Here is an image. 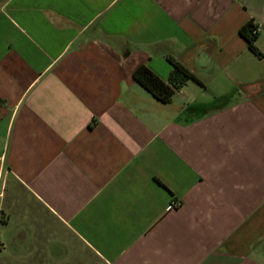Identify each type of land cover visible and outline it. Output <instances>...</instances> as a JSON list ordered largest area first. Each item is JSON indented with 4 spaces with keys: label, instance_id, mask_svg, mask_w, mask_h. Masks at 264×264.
Wrapping results in <instances>:
<instances>
[{
    "label": "crops",
    "instance_id": "0c3cea01",
    "mask_svg": "<svg viewBox=\"0 0 264 264\" xmlns=\"http://www.w3.org/2000/svg\"><path fill=\"white\" fill-rule=\"evenodd\" d=\"M0 264H264V0H0Z\"/></svg>",
    "mask_w": 264,
    "mask_h": 264
},
{
    "label": "trees",
    "instance_id": "16d2710c",
    "mask_svg": "<svg viewBox=\"0 0 264 264\" xmlns=\"http://www.w3.org/2000/svg\"><path fill=\"white\" fill-rule=\"evenodd\" d=\"M239 36L245 41L247 48L251 53L258 58L263 57V54L256 47L259 31L253 20H250L240 28ZM169 61L173 69L167 82L162 81L146 66L138 68L133 73V80L162 104L170 103L174 93L187 82L191 81L201 86V83L196 77L181 64L174 60Z\"/></svg>",
    "mask_w": 264,
    "mask_h": 264
}]
</instances>
